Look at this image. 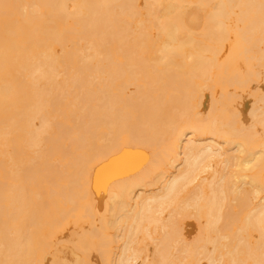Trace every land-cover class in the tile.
Listing matches in <instances>:
<instances>
[{
	"label": "bare ground",
	"instance_id": "1",
	"mask_svg": "<svg viewBox=\"0 0 264 264\" xmlns=\"http://www.w3.org/2000/svg\"><path fill=\"white\" fill-rule=\"evenodd\" d=\"M0 264H264V0H0Z\"/></svg>",
	"mask_w": 264,
	"mask_h": 264
}]
</instances>
